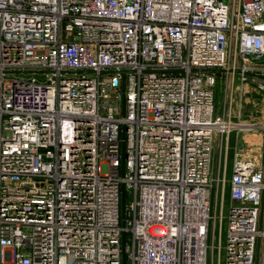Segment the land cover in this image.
Instances as JSON below:
<instances>
[{
    "label": "built area",
    "instance_id": "1",
    "mask_svg": "<svg viewBox=\"0 0 264 264\" xmlns=\"http://www.w3.org/2000/svg\"><path fill=\"white\" fill-rule=\"evenodd\" d=\"M263 56L264 0H0V264H264L263 165L211 176Z\"/></svg>",
    "mask_w": 264,
    "mask_h": 264
},
{
    "label": "rangeland",
    "instance_id": "2",
    "mask_svg": "<svg viewBox=\"0 0 264 264\" xmlns=\"http://www.w3.org/2000/svg\"><path fill=\"white\" fill-rule=\"evenodd\" d=\"M258 64L264 65V56L261 60L258 61ZM214 73L217 77V82L214 86V104H215V111L222 114L224 112V98L226 94V87L223 82V75H225L224 72H220V70H214ZM223 74V75H222ZM15 76L19 77L20 74H14ZM24 77L28 78L31 76V74H22ZM220 75V76H219ZM238 78V73H237ZM239 94V88L237 87L234 91L233 98L237 99ZM235 111V107H234ZM241 119L245 121H253L256 123H260L264 121V93H261L257 90L255 86L249 87L248 83H245V86L243 88V103L241 107ZM255 131L262 132V129H254ZM245 132L240 131L238 134V145L241 146L242 144V138L243 134ZM234 140H236V132L231 133L230 135V146L233 147ZM219 135H213V150H212V161H211V176L216 178L218 173V166L219 163L227 162V176L226 179H228L231 175V155L232 150L228 152L229 155H227L224 158V154L219 153ZM263 168H264V160H263ZM226 194H225V200L224 205L222 206V212L224 214V223H223V230L220 237V244H225V230H226V216H227V210H228V204H229V198H228V188L226 183ZM216 183L213 184L212 189V209H211V215L218 214L220 212V204L217 206V202L219 198L216 196ZM127 203H129V198L127 199ZM259 210H261V204L259 205ZM261 213V212H260ZM262 226H264V210H263V216H262ZM259 227V224H258ZM212 228V222L210 224V230ZM129 239V234H128ZM209 250H208V264H217V245H218V235L215 233L214 238L212 239L211 232L209 234ZM211 244H214L215 249H211ZM262 244H260V250H259V258L260 261H262V250H261ZM222 255L224 254V250L221 248ZM223 257V256H222ZM221 264H223V261H221Z\"/></svg>",
    "mask_w": 264,
    "mask_h": 264
},
{
    "label": "crops",
    "instance_id": "3",
    "mask_svg": "<svg viewBox=\"0 0 264 264\" xmlns=\"http://www.w3.org/2000/svg\"><path fill=\"white\" fill-rule=\"evenodd\" d=\"M223 77L224 78L222 80L224 81L225 80V75H223ZM239 84L240 83H239V80H238L237 74H236L234 87L236 86V88H237L239 86ZM232 133H235V132H232ZM230 135H229L228 140H230ZM238 138H237V140H234L233 147L230 146V142H229V150H228V152L230 150H232L231 162H232V159H233V153H234L235 146H236V143H237L238 148L242 149L244 154L252 155L255 158L256 163H259L260 165H262L263 164V160H264V131H262V132L255 131V130L246 131L243 134L242 143H241L242 145L241 146L238 145ZM228 152H227L226 156L229 155ZM219 153L221 154V152H219ZM221 156H222V154H221ZM225 163H226V175H227V162H225Z\"/></svg>",
    "mask_w": 264,
    "mask_h": 264
},
{
    "label": "water",
    "instance_id": "4",
    "mask_svg": "<svg viewBox=\"0 0 264 264\" xmlns=\"http://www.w3.org/2000/svg\"><path fill=\"white\" fill-rule=\"evenodd\" d=\"M91 72V71H88ZM249 76H254L257 77L259 79H263L264 80V75L261 74H257V73H246ZM123 108H125V98L123 99ZM122 137L123 139L125 138V127L122 128ZM122 148H123V153L125 152V141L122 142ZM125 168V164L122 165V170L124 171ZM125 205H126V192H125V187H123V191H122V223L123 225L125 224ZM125 243H126V234H123V247H124V252H123V264H126V257H127V253L125 251ZM259 249V241L257 243V252Z\"/></svg>",
    "mask_w": 264,
    "mask_h": 264
}]
</instances>
